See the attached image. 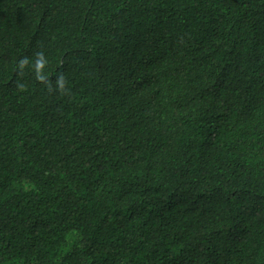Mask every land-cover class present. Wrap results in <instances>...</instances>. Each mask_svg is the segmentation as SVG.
I'll use <instances>...</instances> for the list:
<instances>
[{"label": "trees", "instance_id": "trees-1", "mask_svg": "<svg viewBox=\"0 0 264 264\" xmlns=\"http://www.w3.org/2000/svg\"><path fill=\"white\" fill-rule=\"evenodd\" d=\"M0 264H264V0H0Z\"/></svg>", "mask_w": 264, "mask_h": 264}, {"label": "clouds", "instance_id": "clouds-1", "mask_svg": "<svg viewBox=\"0 0 264 264\" xmlns=\"http://www.w3.org/2000/svg\"><path fill=\"white\" fill-rule=\"evenodd\" d=\"M23 63V62H22Z\"/></svg>", "mask_w": 264, "mask_h": 264}]
</instances>
